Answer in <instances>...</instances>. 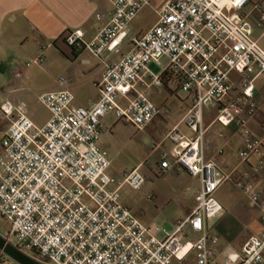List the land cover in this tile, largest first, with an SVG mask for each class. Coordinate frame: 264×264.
<instances>
[{
    "label": "built area",
    "instance_id": "2783aa9c",
    "mask_svg": "<svg viewBox=\"0 0 264 264\" xmlns=\"http://www.w3.org/2000/svg\"><path fill=\"white\" fill-rule=\"evenodd\" d=\"M113 1L109 23L93 39L86 41L82 30H75L66 34V42L77 49L89 48L102 59L107 52L120 53L128 25L154 0ZM249 3L167 0L158 9V21L131 36L132 46L120 59H103L100 96L91 106H73L74 96L66 89L39 94L50 111L42 126L31 119L26 103L5 99L0 106L8 121L1 139L0 215L9 230L3 236L49 264H185L192 250L196 264H264V221L260 234L249 236L241 251L226 249L221 260L219 236L208 226V220L222 211L215 193L227 176L205 156L206 105L216 106L215 121L239 125L243 135L240 159L246 162L262 154L264 166V141L247 126V118L258 108L255 78L264 76V46L252 37L251 17L259 14L264 35V0L245 12ZM44 62L40 54L25 66ZM151 63L162 72L154 74ZM166 71L178 79L180 89L194 96L182 119L194 134L184 136L178 126L169 130L166 138L182 148L173 155V163L165 154L160 166L164 172L184 167L202 179L196 206L173 231L143 223L121 201L120 186L127 183L141 189L145 177L135 168L117 179L108 171L110 161L99 145L106 131L102 118L109 113L138 130H145L160 115L150 92L131 97L129 91L146 75L152 85L163 86ZM233 72L241 76L239 88L232 81ZM234 90H238L236 95ZM235 183L264 205L251 182L241 178ZM187 224L192 228L190 237L184 232ZM7 261L0 249V264Z\"/></svg>",
    "mask_w": 264,
    "mask_h": 264
},
{
    "label": "crops",
    "instance_id": "0c3cea01",
    "mask_svg": "<svg viewBox=\"0 0 264 264\" xmlns=\"http://www.w3.org/2000/svg\"><path fill=\"white\" fill-rule=\"evenodd\" d=\"M166 1L154 0L153 6L145 7L128 25V37L121 44V52H107L103 59L107 61L120 59L132 46L129 38L147 31L158 21V9ZM258 1L260 0H250L244 11H249L253 3ZM113 4V0H0V93L6 92L7 95L1 104L5 99L18 103V100L26 97L32 88H39L43 90L42 92L69 90L74 96L73 106H91L95 103L100 96L99 82L105 68L104 60L89 48L77 49L69 45L66 42V34L70 31L82 30L83 39L90 41L109 23ZM148 11L152 13L150 23L146 26L136 24L139 15ZM258 20V13L251 17L252 37L264 46V35ZM40 54L45 56L43 64L25 66L26 61ZM152 66H159L150 64L149 68L154 74L162 72L161 67L159 72H155L151 69ZM19 71L22 73L21 76L16 75ZM231 78L239 88L240 74L233 72ZM255 86L258 108L247 118V126L253 135L264 141L263 75L255 78ZM176 87L173 82L167 86H154L152 78L146 75L129 91L131 97L142 91L150 92L160 108V115L149 124L146 128L148 130H138L134 126L138 131L151 130L152 133L148 132L145 144L150 149L149 153L139 158V162L131 170L148 165L147 173L152 178L159 175L158 180H163L164 183L150 187L148 193L142 191L144 195L137 200L155 205L162 203L170 205L168 218L173 227L178 222L185 221L196 206V194L202 183L201 176L191 175L184 167L172 168L164 172L160 166L165 154L173 163V155L182 148L180 144L166 138L169 130L178 126L179 132L184 136L194 134V130L182 121L193 104L192 94L189 93L186 100L180 98L174 113L176 115L171 117L172 110L168 107V102L172 101L174 96H178ZM237 91L234 90L233 95H236ZM120 100L123 104L127 102L123 97ZM45 107L47 108L46 105ZM216 112V106L206 105L203 109V125L205 156L214 160L220 172L227 176L215 193L222 205V211L208 220L210 231L219 236L218 256L221 260L226 249L241 251L249 236L258 235L263 231L264 205L253 201L249 194L237 187L235 182L241 178L247 179L260 194V200L264 201V166L260 164L262 154H255L246 162L240 159L239 149L243 144V135L239 125L236 122L227 126L222 125L215 121ZM49 118L50 111L47 108L45 116L36 120L31 119L37 126H42ZM119 122L112 113L102 118L106 131L102 134L99 145L106 152L107 157L108 150H115L113 136ZM158 136L161 139H157ZM168 141L172 143L171 146H167ZM109 161L108 171L115 176L112 161L110 159ZM125 185L128 184H122L120 190ZM121 200L129 207L128 204L131 203L129 199L123 200L121 197ZM137 200L135 203H139ZM187 227L189 230L186 229ZM184 232L189 237L192 235L189 224L184 227ZM187 238L185 240H188ZM185 264H196L194 250L188 254Z\"/></svg>",
    "mask_w": 264,
    "mask_h": 264
},
{
    "label": "rangeland",
    "instance_id": "374dc122",
    "mask_svg": "<svg viewBox=\"0 0 264 264\" xmlns=\"http://www.w3.org/2000/svg\"><path fill=\"white\" fill-rule=\"evenodd\" d=\"M152 13L148 11V13H141L137 18V23L139 26H146L150 23ZM164 63L166 59L162 60ZM155 72H159L160 69L157 66H152L151 68ZM177 88V87H176ZM178 96H174L172 101L168 102V107L172 110L171 117H174V113L177 110L180 98L186 100L188 97V92L177 88ZM43 90L39 88H32L29 91V94L18 100V103L24 102L28 106L29 116L36 120L46 115L47 108L45 105L39 100V94ZM168 93L167 91H165ZM6 92L0 93V104L1 101L7 96ZM8 127V121L4 117V115L0 112V152L2 151L1 139L5 135V130ZM148 130V129H146ZM148 132L152 133L151 130ZM148 132L138 131L134 126L130 124H126L124 122H119L115 127L113 140L115 141V150H108V158L112 161L113 169L115 170L114 174L117 179H121L124 171L129 172L133 167L137 165L139 162V158L146 156L150 149L145 146L147 143ZM158 135V134H157ZM157 139H161V137H157ZM171 142L168 141L167 146H171ZM117 152H119L117 154ZM151 162H149L150 164ZM147 166L140 168V172L145 177V184L141 189L135 190L130 186L125 185L121 188L120 194L122 199H129V207L134 211V213L140 218V220L145 224H156L162 225L167 230H174L175 225L169 223V211L170 205L168 204H159L155 205L150 202L144 201V203L137 200V198L143 196L142 191H149V188L152 186H157L158 184L164 183L163 180H158L159 175L157 177H153L147 173ZM150 193V192H149ZM135 200L139 201V203H135ZM122 201V200H121ZM215 219H212V221ZM171 222V221H170ZM8 224L6 220L0 215V233L6 235L8 233ZM189 230V228H186ZM8 264H17L14 260L7 256Z\"/></svg>",
    "mask_w": 264,
    "mask_h": 264
},
{
    "label": "water",
    "instance_id": "95a60500",
    "mask_svg": "<svg viewBox=\"0 0 264 264\" xmlns=\"http://www.w3.org/2000/svg\"><path fill=\"white\" fill-rule=\"evenodd\" d=\"M0 249L17 264H49L31 254L22 251L0 233Z\"/></svg>",
    "mask_w": 264,
    "mask_h": 264
},
{
    "label": "trees",
    "instance_id": "16d2710c",
    "mask_svg": "<svg viewBox=\"0 0 264 264\" xmlns=\"http://www.w3.org/2000/svg\"><path fill=\"white\" fill-rule=\"evenodd\" d=\"M162 82L164 86H167L170 82H173L177 86V88H180L179 81L177 78L173 76L172 72H168V71L164 72L162 74Z\"/></svg>",
    "mask_w": 264,
    "mask_h": 264
},
{
    "label": "bare ground",
    "instance_id": "6f19581e",
    "mask_svg": "<svg viewBox=\"0 0 264 264\" xmlns=\"http://www.w3.org/2000/svg\"><path fill=\"white\" fill-rule=\"evenodd\" d=\"M221 1H225V0H221Z\"/></svg>",
    "mask_w": 264,
    "mask_h": 264
},
{
    "label": "snow or ice",
    "instance_id": "6c2138e0",
    "mask_svg": "<svg viewBox=\"0 0 264 264\" xmlns=\"http://www.w3.org/2000/svg\"><path fill=\"white\" fill-rule=\"evenodd\" d=\"M237 2H239V0H237Z\"/></svg>",
    "mask_w": 264,
    "mask_h": 264
}]
</instances>
